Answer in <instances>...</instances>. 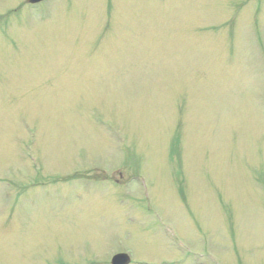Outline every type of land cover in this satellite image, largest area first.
I'll return each mask as SVG.
<instances>
[{
	"label": "rangeland",
	"instance_id": "374dc122",
	"mask_svg": "<svg viewBox=\"0 0 264 264\" xmlns=\"http://www.w3.org/2000/svg\"><path fill=\"white\" fill-rule=\"evenodd\" d=\"M127 249L264 264V0H0V264Z\"/></svg>",
	"mask_w": 264,
	"mask_h": 264
},
{
	"label": "water",
	"instance_id": "95a60500",
	"mask_svg": "<svg viewBox=\"0 0 264 264\" xmlns=\"http://www.w3.org/2000/svg\"><path fill=\"white\" fill-rule=\"evenodd\" d=\"M113 264H128L130 262V256L125 253L117 254L113 257Z\"/></svg>",
	"mask_w": 264,
	"mask_h": 264
}]
</instances>
